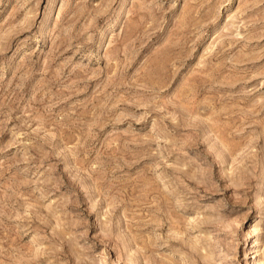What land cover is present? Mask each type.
<instances>
[{"label":"rangeland","instance_id":"rangeland-1","mask_svg":"<svg viewBox=\"0 0 264 264\" xmlns=\"http://www.w3.org/2000/svg\"><path fill=\"white\" fill-rule=\"evenodd\" d=\"M0 264H264V0H0Z\"/></svg>","mask_w":264,"mask_h":264}]
</instances>
